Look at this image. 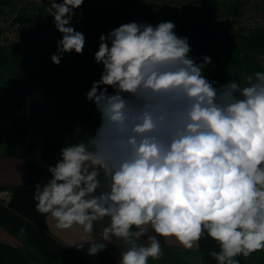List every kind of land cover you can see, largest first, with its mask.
Listing matches in <instances>:
<instances>
[{
    "label": "clouds",
    "instance_id": "9594fccd",
    "mask_svg": "<svg viewBox=\"0 0 264 264\" xmlns=\"http://www.w3.org/2000/svg\"><path fill=\"white\" fill-rule=\"evenodd\" d=\"M84 2L48 0L61 34L54 65L83 53L72 20ZM175 28L132 21L100 35L103 70L85 94L100 123L48 166L36 211L58 229L79 226L87 235L74 246L88 255L122 242L118 264L160 259L161 237L192 249L205 234L219 245L209 252L217 264H239L264 250V72L218 85L203 74L211 57L198 63Z\"/></svg>",
    "mask_w": 264,
    "mask_h": 264
},
{
    "label": "crops",
    "instance_id": "0c3cea01",
    "mask_svg": "<svg viewBox=\"0 0 264 264\" xmlns=\"http://www.w3.org/2000/svg\"><path fill=\"white\" fill-rule=\"evenodd\" d=\"M249 1L260 6V0ZM234 33L230 31L231 38ZM0 98V188L12 194L8 205L0 203V264H118L119 253L126 248L122 242L114 239L103 251L88 255L87 245L82 250L74 246L87 235L79 226L58 229L49 214L36 211L35 185L43 186L51 178L47 168L55 165L63 147L79 143L56 92L39 83H10L3 86ZM105 223L97 224L93 238L99 239ZM160 243L162 256L149 264H217L209 252H218L219 245L206 234L192 249H184L174 238L161 237ZM236 259L248 264L244 256Z\"/></svg>",
    "mask_w": 264,
    "mask_h": 264
},
{
    "label": "rangeland",
    "instance_id": "374dc122",
    "mask_svg": "<svg viewBox=\"0 0 264 264\" xmlns=\"http://www.w3.org/2000/svg\"><path fill=\"white\" fill-rule=\"evenodd\" d=\"M25 1V0H24ZM164 0H161V2ZM165 1H172V0H165ZM177 0H175L176 2ZM260 0L257 4L260 5ZM177 3H180L177 1ZM186 7H196V9H201L200 4H195L194 6L189 3H180ZM243 4H249L257 9L258 5L254 2L249 0H233L231 2H221L217 1L216 4H213V7L208 9L216 11H237L240 10ZM0 7L7 8L8 11L15 12L17 11L16 8L18 7V11L21 7H26L27 9H35L34 15H31L29 19L28 16H24L19 12L20 17L15 19V21H11V24L15 22H24V20L30 21L29 26L31 27L37 21L41 22V31L47 32L50 30V27H54L53 24V17L48 14L47 8L40 4H33L28 1L25 3L20 2L19 0H0ZM83 7V18L79 16H75L72 20V26L84 28L87 31H93L95 34H103L104 29L110 28V30L114 29L119 23L125 21H135L138 23L144 22L149 23L153 26L157 25L159 22L162 21H171L174 22L176 25L175 33L179 37H187L188 43L191 48L190 54L194 53L196 49L194 45L200 49L201 52H209L213 50H219L221 48L226 47L230 42V31L228 30H216L209 25H206L201 21L196 15L191 14V11H184L177 12L171 9L166 8L162 4H155V3H145L140 0H131V1H124L120 4L113 5L107 8H99L92 6L91 4H85ZM54 11V10H53ZM79 13V10H77ZM196 13V12H195ZM18 14V15H19ZM19 26V25H18ZM92 27V29H91ZM13 30H17V24L15 26L10 27ZM264 32V31H262ZM232 34L238 37L241 40V46L244 49H247L252 54H254L258 59L261 60V66H264V34H260V32H255L253 34H249L251 36H243V33ZM10 42V38H3L0 39V45L8 44ZM30 43V42H29ZM32 45H36L34 43H30ZM88 44V43H85ZM194 44V45H193ZM260 56V57H259ZM28 76L30 77L29 82H33L34 84L39 83L44 86H49L52 90L56 92V85L60 82V77L57 75H53L46 66L38 64L32 67H29ZM242 79L237 81L244 85V80L247 76L254 75V74H246L242 73ZM9 72L6 69V66L0 67V92L3 89V86L6 84H10L9 82ZM28 82V83H29ZM20 84L21 83H15ZM113 91V89H112ZM79 101V99H76ZM74 101L68 102L64 106L69 115L71 122L74 127L73 136L74 138L80 139L81 131L80 126L74 120L72 116L71 107ZM100 123V116L96 115L94 117V124L98 127ZM264 257V250L256 251L251 253L248 257H244L246 263L248 264H263L262 258Z\"/></svg>",
    "mask_w": 264,
    "mask_h": 264
},
{
    "label": "trees",
    "instance_id": "16d2710c",
    "mask_svg": "<svg viewBox=\"0 0 264 264\" xmlns=\"http://www.w3.org/2000/svg\"><path fill=\"white\" fill-rule=\"evenodd\" d=\"M197 1L201 9L213 7V4L217 2V0ZM19 12L24 16H31L34 15L35 9L29 10L26 7H21ZM109 29H104L103 34L108 33ZM98 44L99 40L92 44H85L82 54H77L73 60L63 57L57 66L51 62L44 46L41 44L32 45L27 37L20 36L14 43L0 45V67L6 66L10 75V83L27 84L30 80L28 68L38 64L46 66L53 75L59 76L60 82L56 85V95L61 105L74 101L71 107L72 116L80 126L79 142H85L87 136L94 133L97 128L94 124V117L99 115L94 103L89 102L85 95L90 90L92 83L100 79L103 70L102 65L97 64L94 60ZM189 55L198 63L202 62L204 56L211 57L212 63L208 65L209 67H215L214 64L219 63L221 57L224 58L218 70L205 76L210 81H217L218 85L226 84L232 80L237 82L242 79V73L246 75L258 71L264 72V66L260 65V59L244 49L241 46V40L234 35L224 48L207 53L195 49L194 53ZM108 91L111 93L112 89L109 88ZM34 260L38 262L37 259L34 258ZM262 263L264 264V257Z\"/></svg>",
    "mask_w": 264,
    "mask_h": 264
},
{
    "label": "built area",
    "instance_id": "2783aa9c",
    "mask_svg": "<svg viewBox=\"0 0 264 264\" xmlns=\"http://www.w3.org/2000/svg\"><path fill=\"white\" fill-rule=\"evenodd\" d=\"M20 2L24 0H19ZM30 3L40 4L48 9V0H25ZM124 1L131 0H85L84 4H91L92 6L99 8H107L113 5L120 4ZM136 1V0H135ZM145 3H155L162 4L166 6V8L171 9L177 12L191 11L196 15L203 23L209 25L210 27L216 30H230L232 32L243 33L245 35L253 34L255 32L264 31V1H261L260 6L255 9L253 6L249 4H243L240 7V10L237 11H216L210 9H196V7H186L180 3L172 1H162L161 0H140ZM57 2H61V0H57ZM17 11L11 12L8 11L7 8L0 7V39L10 38L9 43H14L18 40L20 36H25L29 40L30 43L41 44L46 49V53L50 58L53 54H56L57 51V41L61 39V34L56 30V28L50 27V30L47 32L41 31V22L37 21L36 23H32L33 25L30 27L28 23L30 21L24 20V22H15L11 24V21H15L18 19L21 14H19L18 7ZM196 12V13H195ZM19 14V15H18ZM31 16H28L29 19ZM12 19V20H11ZM11 20V21H10ZM129 21H125L119 23L116 27L121 24L128 23ZM17 24V30H13L10 28ZM19 25V26H18ZM115 27V28H116ZM77 31H80L84 34L86 38V43L92 44L99 40L101 34H95L93 31H87L84 28L75 27ZM107 34V33H105ZM77 54L75 52L66 53L63 57L73 60ZM224 57V53L222 55ZM221 57L219 59V63H215V67L207 66L203 72L204 76L215 72L218 70L219 65L223 62L224 58ZM261 62V60H260ZM262 65V64H260ZM11 190L8 188H0V203L4 205H8L11 200Z\"/></svg>",
    "mask_w": 264,
    "mask_h": 264
}]
</instances>
